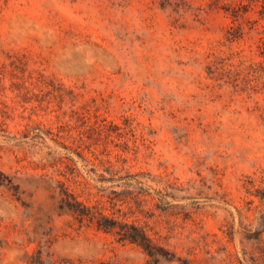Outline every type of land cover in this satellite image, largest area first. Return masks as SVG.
Here are the masks:
<instances>
[{"label":"rangeland","instance_id":"rangeland-1","mask_svg":"<svg viewBox=\"0 0 264 264\" xmlns=\"http://www.w3.org/2000/svg\"><path fill=\"white\" fill-rule=\"evenodd\" d=\"M0 264H264V0H0Z\"/></svg>","mask_w":264,"mask_h":264},{"label":"trees","instance_id":"trees-1","mask_svg":"<svg viewBox=\"0 0 264 264\" xmlns=\"http://www.w3.org/2000/svg\"><path fill=\"white\" fill-rule=\"evenodd\" d=\"M63 193L64 197L61 199V207L70 211L80 223L84 220L92 221L96 219V225L99 229H103L107 232L114 231L118 235L120 241H128L136 244L145 251H150L152 248V241L143 228L135 226L134 224L118 222L101 214L99 218H95L91 209L77 201L73 194L68 191H63Z\"/></svg>","mask_w":264,"mask_h":264}]
</instances>
